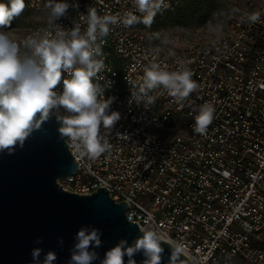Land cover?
<instances>
[{"label":"built area","instance_id":"obj_1","mask_svg":"<svg viewBox=\"0 0 264 264\" xmlns=\"http://www.w3.org/2000/svg\"><path fill=\"white\" fill-rule=\"evenodd\" d=\"M181 1L166 0L156 16ZM219 1L226 21L216 37L189 38L178 48L153 47L148 27L137 23L110 26L109 34L97 40L104 68L95 82L102 98H114L111 110L121 119L107 134L110 153L78 160L67 148L78 169L58 184L77 195L106 188L111 201L128 205V222L139 230L152 225L165 232L181 244L190 264H264V0ZM65 2L69 8L56 21L64 29L78 23L84 32L83 15L90 7L100 16L141 15L133 0ZM46 4L25 0L20 16L27 28L21 39L10 37L20 43L54 30ZM253 12L260 19L250 23L246 14ZM32 15L37 16L33 22ZM152 63L168 71L185 64L197 90L183 102L159 89L149 92L156 97L152 103L135 102L133 92ZM62 88L61 83L56 91ZM204 103L214 105V119L197 134L194 117ZM59 112L64 114L62 108Z\"/></svg>","mask_w":264,"mask_h":264},{"label":"clouds","instance_id":"obj_2","mask_svg":"<svg viewBox=\"0 0 264 264\" xmlns=\"http://www.w3.org/2000/svg\"><path fill=\"white\" fill-rule=\"evenodd\" d=\"M140 16L129 12L100 16L89 8L86 16L87 28L75 23L71 29H64L56 21L65 16L69 4L65 0H47L49 9L47 23L49 30L26 37L18 43L4 30L15 17L20 16L25 0H8L0 3V152L13 154L17 147L23 148L30 135L41 128L53 114L59 123V136L66 141L71 154L78 160H96L110 153L112 144L107 134L121 119L118 111H112V97L102 98V89L95 82L104 68L101 47L97 40L109 34L110 26L122 24L125 27L143 23L150 27L154 17L166 0H133ZM250 23L260 19L258 12L246 14ZM193 73L181 64L175 71H168L158 63L144 68L142 85L133 92L132 99L148 104L155 100L149 92L162 90L177 102H183L198 88L192 79ZM62 83V91H56ZM64 114H60L59 109ZM215 107L204 103L196 110L193 132L203 134L214 119ZM104 129V133L101 132ZM142 233L129 246L121 240L108 250L102 264H136L134 257L142 253L143 264H161L164 248L170 246L171 255L167 264H179L185 250L180 243L165 232L149 225L140 228ZM98 229L81 228L76 234L77 243L71 255L70 264H93L97 253L91 249L101 245ZM39 243V241H37ZM40 248L32 250L33 264H53L56 255L45 254L43 260Z\"/></svg>","mask_w":264,"mask_h":264},{"label":"water","instance_id":"obj_3","mask_svg":"<svg viewBox=\"0 0 264 264\" xmlns=\"http://www.w3.org/2000/svg\"><path fill=\"white\" fill-rule=\"evenodd\" d=\"M59 123L52 115L13 154L0 152V264H33L32 250L41 257L56 255L53 264H70L76 234L83 227L101 233V245L93 264H102L105 253L121 240L131 246L142 235L138 226L126 220L127 204H116L106 188L92 195L63 191L58 181L78 169ZM39 241V243L37 242ZM161 264H167L171 249L162 243ZM134 259L143 264L142 253ZM127 264V257H125ZM179 264H190L184 256Z\"/></svg>","mask_w":264,"mask_h":264},{"label":"rangeland","instance_id":"obj_4","mask_svg":"<svg viewBox=\"0 0 264 264\" xmlns=\"http://www.w3.org/2000/svg\"><path fill=\"white\" fill-rule=\"evenodd\" d=\"M20 17L11 22L9 29H4L8 35L12 34L9 36L18 39L22 38L27 28V22ZM36 17L32 15L31 22ZM225 21V5L219 0H182L181 4L154 18L152 25L147 29L148 43L153 47H182L189 38L206 40L218 36Z\"/></svg>","mask_w":264,"mask_h":264},{"label":"trees","instance_id":"obj_5","mask_svg":"<svg viewBox=\"0 0 264 264\" xmlns=\"http://www.w3.org/2000/svg\"><path fill=\"white\" fill-rule=\"evenodd\" d=\"M172 7H170L168 10H170ZM165 12H167V10L165 11ZM165 12H163L164 14H165ZM162 13V14H163ZM13 21V20H12ZM11 26H9V27H7L8 29L10 28Z\"/></svg>","mask_w":264,"mask_h":264}]
</instances>
